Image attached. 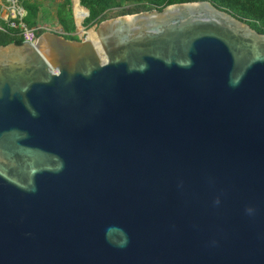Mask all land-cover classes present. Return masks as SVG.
Here are the masks:
<instances>
[{"label": "water", "instance_id": "water-1", "mask_svg": "<svg viewBox=\"0 0 264 264\" xmlns=\"http://www.w3.org/2000/svg\"><path fill=\"white\" fill-rule=\"evenodd\" d=\"M95 35L0 45V264H264V34L204 0Z\"/></svg>", "mask_w": 264, "mask_h": 264}, {"label": "trees", "instance_id": "trees-1", "mask_svg": "<svg viewBox=\"0 0 264 264\" xmlns=\"http://www.w3.org/2000/svg\"><path fill=\"white\" fill-rule=\"evenodd\" d=\"M52 2L54 0H51ZM204 0H79V6L89 12V16L84 20L83 26L90 28L104 20L109 19L107 13L113 9H121L120 15H130L139 12L158 10L165 6L177 3L196 2ZM217 8L225 10L235 16L237 19L248 24L251 28L260 34H264V0H207ZM43 0H17L18 6L24 11L23 17L9 20L16 25L11 28L7 21L0 20V45L5 46L10 43L20 45L24 38L22 33L24 29H37L39 26V17L41 12H45ZM128 7V8H125ZM56 25L68 40H77L74 23L71 0H61L56 6ZM9 22V23H10ZM44 32L43 29H37L35 36Z\"/></svg>", "mask_w": 264, "mask_h": 264}, {"label": "rangeland", "instance_id": "rangeland-1", "mask_svg": "<svg viewBox=\"0 0 264 264\" xmlns=\"http://www.w3.org/2000/svg\"><path fill=\"white\" fill-rule=\"evenodd\" d=\"M60 1L61 0H54L52 2L51 0H43L42 8L45 9V12H41V15L39 17V26L37 28H44L45 30L62 33L61 30L56 25V21H57L56 6ZM75 4H76L75 0H71L72 15L74 16L75 22L78 25V29H76V32L73 35L77 36L80 40H84L86 38L90 39L89 32L93 31V33L95 34V28L97 24L93 25L90 28H86L83 26V22L85 19L81 23H79L74 14ZM20 9L21 8L18 6L17 2L12 3L8 0H0V17L3 18L4 20H7V22L15 18H20L22 15H24V12L20 11ZM83 10L85 11V9ZM119 11H121V9L119 8L113 9L107 13V17L108 18L116 17L119 14ZM1 18L0 20H2Z\"/></svg>", "mask_w": 264, "mask_h": 264}, {"label": "bare ground", "instance_id": "bare-ground-1", "mask_svg": "<svg viewBox=\"0 0 264 264\" xmlns=\"http://www.w3.org/2000/svg\"><path fill=\"white\" fill-rule=\"evenodd\" d=\"M76 4L74 7V14L76 19L78 20L79 23H81L84 20V17L86 15V10L84 11L78 4V0H75ZM95 37V34L93 31L89 32V40H92V38Z\"/></svg>", "mask_w": 264, "mask_h": 264}, {"label": "built area", "instance_id": "built-area-1", "mask_svg": "<svg viewBox=\"0 0 264 264\" xmlns=\"http://www.w3.org/2000/svg\"><path fill=\"white\" fill-rule=\"evenodd\" d=\"M9 26H10L11 28H15V27H16V25H15L14 23H10ZM21 26H22V28L24 29V31H23V33H22V36H23L24 40L29 41V42H34L35 39H36V36H35V32H34V30H27V29L24 27L23 24H21ZM1 30H3V29H1ZM29 34H30V36H29Z\"/></svg>", "mask_w": 264, "mask_h": 264}, {"label": "clouds", "instance_id": "clouds-1", "mask_svg": "<svg viewBox=\"0 0 264 264\" xmlns=\"http://www.w3.org/2000/svg\"><path fill=\"white\" fill-rule=\"evenodd\" d=\"M20 11H21V9H20ZM22 12H24V11H22ZM23 17V15L19 18V20L21 19ZM16 19V18H15ZM86 19V18H85ZM7 21V20H6ZM10 21H8V24H10V23H12V22H10ZM20 25H21V23H20ZM37 29H43L44 31H45V29L44 28H37ZM37 29H31V30H34V32L37 30ZM0 30H1V28H0ZM36 38H37V36H36Z\"/></svg>", "mask_w": 264, "mask_h": 264}, {"label": "crops", "instance_id": "crops-1", "mask_svg": "<svg viewBox=\"0 0 264 264\" xmlns=\"http://www.w3.org/2000/svg\"><path fill=\"white\" fill-rule=\"evenodd\" d=\"M1 18V17H0ZM2 20H4L3 18H1ZM4 21H6V20H4Z\"/></svg>", "mask_w": 264, "mask_h": 264}]
</instances>
